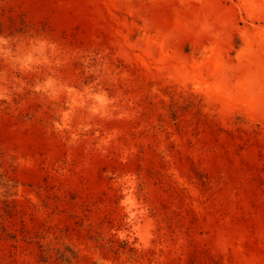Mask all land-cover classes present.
<instances>
[{
	"label": "rangeland",
	"instance_id": "374dc122",
	"mask_svg": "<svg viewBox=\"0 0 264 264\" xmlns=\"http://www.w3.org/2000/svg\"><path fill=\"white\" fill-rule=\"evenodd\" d=\"M0 264H264V0H0Z\"/></svg>",
	"mask_w": 264,
	"mask_h": 264
}]
</instances>
